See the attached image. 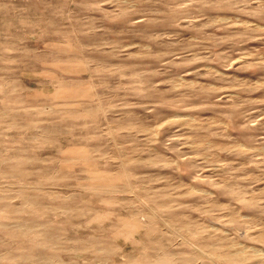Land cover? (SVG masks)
Here are the masks:
<instances>
[{
    "label": "rangeland",
    "instance_id": "rangeland-1",
    "mask_svg": "<svg viewBox=\"0 0 264 264\" xmlns=\"http://www.w3.org/2000/svg\"><path fill=\"white\" fill-rule=\"evenodd\" d=\"M0 264H264V0H0Z\"/></svg>",
    "mask_w": 264,
    "mask_h": 264
}]
</instances>
